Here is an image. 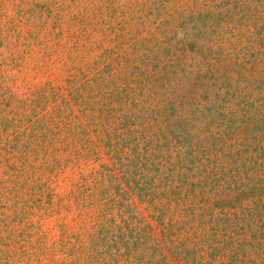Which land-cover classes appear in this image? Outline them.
I'll list each match as a JSON object with an SVG mask.
<instances>
[{
    "label": "trees",
    "instance_id": "16d2710c",
    "mask_svg": "<svg viewBox=\"0 0 264 264\" xmlns=\"http://www.w3.org/2000/svg\"><path fill=\"white\" fill-rule=\"evenodd\" d=\"M70 1L71 5L65 0L55 8L42 7L44 13L38 6L21 11V18L26 17L21 24L31 28L24 38L14 24L3 32L30 42L47 30L49 40L67 34L71 65L66 62L63 67L70 73L73 64H82L103 43H113L110 37L120 26L115 0H86L82 6L78 0ZM200 1L201 8L191 14L195 20L181 22L183 27L193 23L185 42L176 39L173 14L154 28L161 39L151 33V39L144 38L143 33L153 29H144L140 22L123 38L118 36V51L102 50L100 59L109 60L116 77L105 78L108 64L94 77L82 74L79 79L70 73L65 79L67 91L77 105H85L81 116H65L58 108V96L52 102L43 89L26 99L32 107L22 104L28 115H21L18 125L6 126L28 124L24 132L11 135L13 150L53 159L51 172L49 165L34 167L35 172L52 175L77 169L69 196L57 204L50 201L48 208L67 213L73 209L79 217L94 221L93 251L96 246L120 243L124 254L136 257L135 264L145 263L140 260L149 255L157 258L149 264H264V0ZM164 15L167 11L156 17ZM168 88L175 96L169 101ZM149 94L153 106L147 105ZM96 97L100 107L90 109ZM100 144L113 164L83 172L88 162L101 160ZM137 203L160 213L164 224L166 220L177 224L176 233L172 236L171 227L159 239L147 225L130 228L128 219L122 226L108 217L118 210L123 218ZM204 225L209 226L208 237L200 242ZM182 231L184 236L176 243L173 238ZM219 233L227 241L222 248L216 243L204 262L188 247L202 243L209 248L206 242ZM242 235L244 244L233 248L232 238ZM80 244L77 239L75 246ZM99 254L96 251V257Z\"/></svg>",
    "mask_w": 264,
    "mask_h": 264
},
{
    "label": "rangeland",
    "instance_id": "374dc122",
    "mask_svg": "<svg viewBox=\"0 0 264 264\" xmlns=\"http://www.w3.org/2000/svg\"><path fill=\"white\" fill-rule=\"evenodd\" d=\"M60 1L65 0H0V42L2 43V47H0V144L1 140L3 143L8 139L5 145H0V264H89V262L96 264H135L136 257L129 258L124 254V249L120 247V243L109 248L96 246L95 251H93L90 237L94 231L92 228L95 224L94 221L90 222L88 219L85 220L79 217L73 209L71 213L66 211L51 212L48 203L53 200L57 204V200L69 196L72 190L71 184L78 178L77 169L68 171L70 169L68 168L65 171H57L56 174L49 175L48 173L51 172V168L54 166L52 158H46L47 161H45L44 158L37 159L35 156H27L21 150H13V144H9L11 135L24 132L28 124L11 129H6V126L9 127L10 125L12 127V123L18 125L17 120L21 118V115L24 118V115L26 116L29 113L24 110L25 108H21L22 104L27 103L29 107H32L31 101H26V99H32L36 94L42 93L43 89L48 90L44 95L51 97L49 100L52 102L58 96V108L60 111H64L65 116L70 118L76 115L79 116L85 105H77L76 100L68 94L65 79L70 73L76 75V78L79 79L82 74L94 77V72L102 70L109 63V60L105 62L104 59H100L102 50L116 48L114 51H118L120 43L118 36L120 35L123 38L125 32L137 28L140 22L145 25L144 29H153L148 35L143 33V37L145 35L147 39H151L150 35L152 34L153 38L161 39L158 34L159 31L154 28L167 19L170 21L172 18L168 16L173 14L177 20L173 29L176 39L185 42L184 38L190 33L193 23L183 27L181 22L183 20L188 22L190 17L194 19L191 14L193 11L195 13L198 11L197 7L201 8V4L199 6L201 1L115 0L116 4L113 8L116 9V23L120 24L125 30L119 32L120 26L115 25L116 30L110 37L112 40L115 39L114 42L109 43L106 41L103 43L101 50L89 54L82 64H73L75 70L70 73L66 72L67 67H63L66 62L71 65V62L67 60L69 50L65 47L68 40L67 34L59 37V40H55L56 38L49 40L46 35V32L49 31L47 30L43 32V35L41 34L38 41L30 42L28 39L24 41L17 39V34H5L3 32L14 24L17 25V31L21 32V36L26 37V33L31 28L21 24V20H25L26 17L21 18L20 12L24 13L33 6H38L39 9L41 8L40 12L44 13V9L55 8V3ZM68 1L71 5L70 0H66V3ZM78 1L79 5H86V0ZM103 1L106 2L107 0ZM165 11H167V15L159 19L156 17L157 14ZM44 19H46V14L43 15ZM48 24L51 26V23ZM125 48L126 46H123L120 51H124ZM95 62L96 64H94ZM91 64L93 67L89 71L87 66ZM94 68H97V70L95 71ZM113 68L111 66L105 71L106 79L109 77L111 80L117 76ZM109 75L113 76L110 77ZM175 87L176 85L173 84V89ZM166 95V97L170 96L167 101L175 97L171 95L169 88ZM215 99L213 97L210 102L214 103L217 101ZM100 101V97L93 99L92 108L90 109L95 107L99 109L100 105L96 104ZM154 104L155 100L149 94L147 105L153 106ZM47 105L50 107L49 102ZM55 107L57 108L56 104ZM48 111H50V108H48ZM89 114L96 116L99 113L93 114L90 111ZM116 123L118 124V121ZM7 134L8 138L6 137ZM25 134L28 139L29 131ZM91 139L96 142L94 136H91ZM101 146L102 144L99 146L101 160L88 162L87 166L82 167L83 172L88 173L91 168L98 169L102 164L109 166L113 164L104 155ZM44 165H49L48 173L44 170H37V172L33 170L34 167ZM43 190H45L44 193H42ZM49 192L54 193L52 197L48 195ZM118 212V210H113L108 217L115 218L114 220L122 226L124 222L129 223V220L130 228H142L143 225H147L159 239H161L163 232L164 234L170 233L171 227L173 229L172 236L177 231V224L173 225L168 220L164 224L160 213L146 208L144 205H138V203L137 208L132 209L129 214H124L123 218L119 217ZM174 220L176 221V218ZM172 222L174 221L172 220ZM211 224L214 226V223ZM164 227L165 230H163ZM208 227V225L201 227L202 230L198 237L200 242L207 239ZM176 235L173 238L174 240L181 239L180 237L184 236V231L180 234L177 232ZM243 238L244 235L233 237V248L236 247L237 249L242 243L244 244ZM77 239H80L81 242L79 248L75 246ZM226 241L227 236L219 233L215 234L211 243L206 242L209 248L202 243L198 246L190 243L188 247L198 251L204 258L210 252V249L216 246V243L219 248H222V243ZM178 242L179 240L176 243ZM169 246L179 245L169 243ZM96 251L97 253L100 252L99 258L96 257ZM203 251L205 252L202 253ZM156 259V256L149 255L148 258L140 261L145 262L142 264H149L156 261ZM204 261H206V258L203 259Z\"/></svg>",
    "mask_w": 264,
    "mask_h": 264
}]
</instances>
